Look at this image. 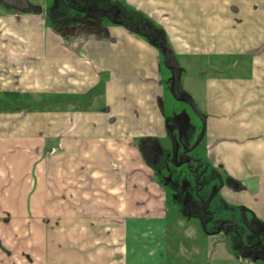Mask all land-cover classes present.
I'll return each instance as SVG.
<instances>
[{
    "label": "crops",
    "instance_id": "crops-1",
    "mask_svg": "<svg viewBox=\"0 0 264 264\" xmlns=\"http://www.w3.org/2000/svg\"><path fill=\"white\" fill-rule=\"evenodd\" d=\"M53 11L61 16L0 3V264H168L183 248L179 229L192 241L201 231L207 264H264V235L247 244L238 219L212 233L168 219L140 148L165 134L162 66L229 73L202 80L205 153L225 173L232 209L264 233V0ZM83 12L96 22H79ZM12 93L31 108L8 110Z\"/></svg>",
    "mask_w": 264,
    "mask_h": 264
},
{
    "label": "rangeland",
    "instance_id": "rangeland-1",
    "mask_svg": "<svg viewBox=\"0 0 264 264\" xmlns=\"http://www.w3.org/2000/svg\"><path fill=\"white\" fill-rule=\"evenodd\" d=\"M29 10H36L41 8L45 15L48 17H60V12L53 11L54 8L65 6L69 3L75 4L76 2L87 3L94 5L101 0H28ZM40 3L41 7L37 4ZM84 7V6H83ZM92 12H95L94 7L91 8ZM84 20H78L79 22H86L92 17H88L84 12L82 13ZM68 24L76 22L72 19L62 17ZM96 16L92 19L96 22ZM3 27L0 25V33ZM156 40L158 44L165 41L163 38L158 40V29H156ZM155 33V34H156ZM1 45V40H0ZM168 58L170 54L163 50ZM22 54H25L24 52ZM235 73V72H234ZM229 73L225 71L218 72H191L182 71L173 67L165 68L162 66L161 79L163 84L166 85V97L161 103V112L163 114V120L167 129H172L173 136L175 135L176 141L179 145V152L190 148L199 139L203 132V123L200 117L194 112V110L185 102H182L174 96L172 93V84L175 77L176 87L175 94L180 96L181 93H186L192 97L198 111L199 99H203L204 88L202 80H206L209 77L219 76L224 78ZM8 105L11 104V100L8 99ZM201 113V112H200ZM203 114V113H201ZM204 115V114H203ZM179 130L181 133H179ZM164 141V140H161ZM205 138L201 141L199 146L191 152H188L185 161L175 164L172 161L173 155L170 150H165L164 163L166 167L161 174L153 173V183L161 186L165 193L162 196L163 201L167 203L168 207V219L175 213L182 214L184 218L196 219V223L202 227L207 233L217 231L223 222H236V219L240 220L241 226L246 229L244 233L241 229L238 230V235L246 239L247 244L256 242L259 239L258 229L260 224L255 222L253 216L247 209L243 207H236L237 212L233 210V206L226 200L222 193V187L226 185L227 178L224 177V171L222 168H215L212 161L205 153ZM53 150V149H52ZM181 155V154H180ZM225 178V179H224ZM173 213V215H172ZM236 213H238L236 215ZM235 219V220H234ZM169 222L167 221V224ZM172 224V223H171ZM231 224V223H230ZM191 225V221H185V229ZM179 229L178 235H181L183 248L176 247L174 254L167 255L168 264H207L206 254L203 252V240L201 239V231L195 236L192 241V233L185 232ZM174 231L170 232L168 241L172 240ZM199 235V236H198ZM200 246V252L197 254L191 250L192 244ZM203 246V247H202Z\"/></svg>",
    "mask_w": 264,
    "mask_h": 264
},
{
    "label": "flooded vegetation",
    "instance_id": "flooded-vegetation-1",
    "mask_svg": "<svg viewBox=\"0 0 264 264\" xmlns=\"http://www.w3.org/2000/svg\"><path fill=\"white\" fill-rule=\"evenodd\" d=\"M197 115L202 120V123L205 124V119L204 117H202L203 115L202 114L201 115L197 114ZM179 133H181L180 130H179ZM204 138H205V133L202 136L198 144L196 143L199 139L190 148L186 149V147L184 146L183 148L184 150H182V152H179V145L176 141L175 135L173 136L172 129L169 130L166 128L165 134L162 138H153V139L150 138L140 143L141 154L146 164L152 169V173L161 174L164 168L166 167V163H164L165 162L164 161L165 150L171 151L170 153H172L173 155L172 161L175 164H178L179 161L183 163L185 161V157L187 153L196 149ZM161 140H164V141H161ZM175 143H176V149H177L176 156H174V153H173V144ZM224 177L226 178L225 174H224ZM263 235L264 233H260V232L258 234L259 238Z\"/></svg>",
    "mask_w": 264,
    "mask_h": 264
},
{
    "label": "water",
    "instance_id": "water-1",
    "mask_svg": "<svg viewBox=\"0 0 264 264\" xmlns=\"http://www.w3.org/2000/svg\"><path fill=\"white\" fill-rule=\"evenodd\" d=\"M0 3L5 4L6 6L16 10L17 12H26V11L29 10V2H28V0H0ZM175 87H176V80H175V77H174L173 84H172V93L174 94L176 99H178V100H180L182 102H185L186 104H188L194 110V112H196L197 114L201 115V113L198 111L193 99L188 94L181 93L180 96H178V97L176 96ZM204 133L205 132H204V124H203L202 135L200 136V138H199V140L197 141L196 144L199 143V141L201 140V138L204 135ZM176 150L177 149H176V143H175V144H173L174 156H176V152H177Z\"/></svg>",
    "mask_w": 264,
    "mask_h": 264
},
{
    "label": "trees",
    "instance_id": "trees-1",
    "mask_svg": "<svg viewBox=\"0 0 264 264\" xmlns=\"http://www.w3.org/2000/svg\"><path fill=\"white\" fill-rule=\"evenodd\" d=\"M16 11V10H14ZM23 13V12H21ZM9 98H11V104H13L14 106L12 105H8L7 108L8 110L10 111H14L17 109V107L21 110V109H24L26 108L27 106H29L31 108V105H30V99H18V98H22L21 95H18V94H8L7 95Z\"/></svg>",
    "mask_w": 264,
    "mask_h": 264
}]
</instances>
